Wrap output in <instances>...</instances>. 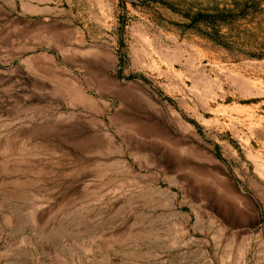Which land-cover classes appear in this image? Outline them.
I'll list each match as a JSON object with an SVG mask.
<instances>
[{
	"label": "rangeland",
	"instance_id": "obj_1",
	"mask_svg": "<svg viewBox=\"0 0 264 264\" xmlns=\"http://www.w3.org/2000/svg\"><path fill=\"white\" fill-rule=\"evenodd\" d=\"M254 52L264 0H0V264H264Z\"/></svg>",
	"mask_w": 264,
	"mask_h": 264
},
{
	"label": "crops",
	"instance_id": "obj_2",
	"mask_svg": "<svg viewBox=\"0 0 264 264\" xmlns=\"http://www.w3.org/2000/svg\"><path fill=\"white\" fill-rule=\"evenodd\" d=\"M243 135H245L246 140L249 141L250 144H251V141H252V140L254 139V137H255L254 133H252L251 131H250V132L245 131V132H243ZM231 153L233 154V152H231ZM233 155H234V154H233ZM256 156H258V155L256 154ZM258 157H259V156H258Z\"/></svg>",
	"mask_w": 264,
	"mask_h": 264
},
{
	"label": "trees",
	"instance_id": "obj_3",
	"mask_svg": "<svg viewBox=\"0 0 264 264\" xmlns=\"http://www.w3.org/2000/svg\"><path fill=\"white\" fill-rule=\"evenodd\" d=\"M212 17H213V15L200 13L199 16H197V20H198V19H205V20H208V19H211ZM253 54H254V55H261V54H264V52H261L260 54H256V53L254 52Z\"/></svg>",
	"mask_w": 264,
	"mask_h": 264
},
{
	"label": "bare ground",
	"instance_id": "obj_4",
	"mask_svg": "<svg viewBox=\"0 0 264 264\" xmlns=\"http://www.w3.org/2000/svg\"><path fill=\"white\" fill-rule=\"evenodd\" d=\"M35 218V214L33 215V219Z\"/></svg>",
	"mask_w": 264,
	"mask_h": 264
}]
</instances>
